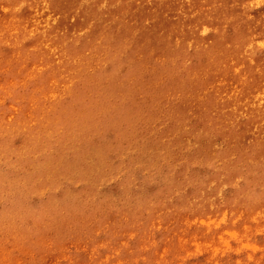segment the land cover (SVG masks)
<instances>
[{
    "label": "rangeland",
    "instance_id": "rangeland-1",
    "mask_svg": "<svg viewBox=\"0 0 264 264\" xmlns=\"http://www.w3.org/2000/svg\"><path fill=\"white\" fill-rule=\"evenodd\" d=\"M34 1L45 0H0V264H264V164L253 170L248 162L228 159L230 172L219 171L217 178L200 168L209 183L202 204L181 197L192 187L166 193L182 176L174 159H161L151 147L169 123L166 109L189 114V123L197 125V114L206 109L193 100L203 88L224 97L250 85L247 62L232 54L200 71L198 59L174 57L183 43L167 49L129 43L138 54L112 50L118 62L108 48L95 57L91 49H80L79 58L48 55L30 15ZM237 1L248 15H264V0ZM262 39L251 43L264 64ZM213 46L226 52L224 42ZM183 68L195 72L197 93L176 80ZM120 104H126L125 114ZM114 120L129 131L122 145L125 165L151 179L144 188L132 182L137 174L130 180L116 174L95 185L74 180L61 169L62 158L53 156L69 133L76 141L89 126L95 127L90 141H107L105 156L115 155L111 140L101 135ZM226 145L215 139L217 148Z\"/></svg>",
    "mask_w": 264,
    "mask_h": 264
},
{
    "label": "bare ground",
    "instance_id": "bare-ground-1",
    "mask_svg": "<svg viewBox=\"0 0 264 264\" xmlns=\"http://www.w3.org/2000/svg\"><path fill=\"white\" fill-rule=\"evenodd\" d=\"M30 7L33 9L31 17L39 24L36 25L38 45L48 55L59 53L63 59L70 55L79 58L80 49H91L95 57L99 49L108 48L111 49L109 57L118 62L116 51L123 48L133 56L138 54L128 48L133 47L127 45L129 43L153 42L165 49L183 43L184 50L174 51V57L179 61L196 58L199 70L204 71L208 64L216 68L225 57L237 54L249 66L250 85L224 97H218L213 89L203 88L206 92L198 93L199 97L193 100L206 109L204 116L197 114V125L189 123V114L166 109L169 123H164L157 132L151 147L158 150L161 159H174L182 176L180 185L173 190L169 187L166 193L178 195L184 185L192 187V191H182L180 195L196 203L208 202L209 183L198 174L200 168H209L216 178L219 171L230 172L226 166L228 159L238 165L248 162L251 169L255 167L253 170L261 169L264 164V64L255 58L251 42L257 36L264 40V15H248L247 7L237 0H45L34 1ZM53 15L56 18L52 19ZM209 32L212 37L208 36ZM217 41L225 43V53L215 49L213 45ZM73 50L78 53H72ZM204 52L205 57L199 60ZM179 72L176 80L197 93L195 72L185 68ZM125 101L130 102V97ZM119 106H122L120 113L125 114L126 104ZM154 119L159 121L158 117ZM94 128L81 130L76 141L75 136L69 141V135H73L69 133L66 143H59L58 152L53 156L62 158L61 169L68 171L72 179L87 180L93 185L108 182L116 174L130 180L137 172L123 161L127 147L123 150L122 145L129 138L128 129L114 120L110 128L101 133L111 140L116 153L105 156L107 141L100 145L90 141ZM216 138L225 140L227 145L217 148ZM201 142L205 147H200ZM210 152L223 160V165L216 164ZM248 152L254 153V157L249 158ZM132 182L144 188L151 179L138 173Z\"/></svg>",
    "mask_w": 264,
    "mask_h": 264
}]
</instances>
